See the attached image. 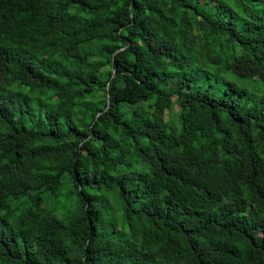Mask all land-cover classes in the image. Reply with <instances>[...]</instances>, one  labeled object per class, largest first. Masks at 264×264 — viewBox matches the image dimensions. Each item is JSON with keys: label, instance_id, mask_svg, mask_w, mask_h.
Wrapping results in <instances>:
<instances>
[{"label": "trees", "instance_id": "16d2710c", "mask_svg": "<svg viewBox=\"0 0 264 264\" xmlns=\"http://www.w3.org/2000/svg\"><path fill=\"white\" fill-rule=\"evenodd\" d=\"M0 264H264V0H0Z\"/></svg>", "mask_w": 264, "mask_h": 264}]
</instances>
